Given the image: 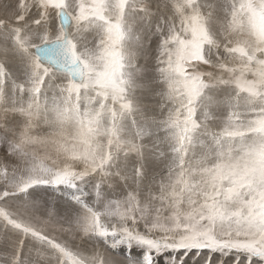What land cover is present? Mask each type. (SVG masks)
<instances>
[{
	"label": "snow or ice",
	"instance_id": "6c2138e0",
	"mask_svg": "<svg viewBox=\"0 0 264 264\" xmlns=\"http://www.w3.org/2000/svg\"><path fill=\"white\" fill-rule=\"evenodd\" d=\"M190 256L264 264V0H0V264Z\"/></svg>",
	"mask_w": 264,
	"mask_h": 264
},
{
	"label": "rangeland",
	"instance_id": "374dc122",
	"mask_svg": "<svg viewBox=\"0 0 264 264\" xmlns=\"http://www.w3.org/2000/svg\"><path fill=\"white\" fill-rule=\"evenodd\" d=\"M113 254L118 255L119 257H121L122 260H124L125 258L129 256L135 258L139 254V249H134V250L120 249V250H115ZM224 259L231 260L230 257L224 258ZM125 264H126V260H125ZM160 264H162V261L160 262ZM188 264H193V258L191 256L188 257Z\"/></svg>",
	"mask_w": 264,
	"mask_h": 264
}]
</instances>
